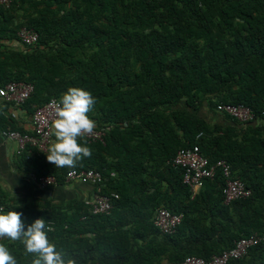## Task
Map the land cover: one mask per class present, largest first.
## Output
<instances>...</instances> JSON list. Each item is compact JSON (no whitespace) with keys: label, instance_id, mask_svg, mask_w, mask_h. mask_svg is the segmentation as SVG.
<instances>
[{"label":"trees","instance_id":"obj_1","mask_svg":"<svg viewBox=\"0 0 264 264\" xmlns=\"http://www.w3.org/2000/svg\"><path fill=\"white\" fill-rule=\"evenodd\" d=\"M22 27L38 33L36 43L21 42ZM14 81L34 85L19 106L31 117L69 87L96 99L88 115L103 140L83 137L92 156L73 169L101 172L93 189L119 195L108 213H92L78 197L14 199L0 186V206L22 213L25 230L44 219L50 238L75 264H182L192 255L208 260L241 238L264 233V0L0 4V86ZM221 103L248 106L255 118L242 124L219 111ZM9 105L0 107L1 130L30 132L7 112ZM194 146L210 164L225 160L250 195L226 203V177L217 168L192 197L173 158ZM18 157L36 179L68 182L71 169H57L35 147ZM160 207L183 215L174 232L155 225ZM2 242L17 264H31L19 241ZM227 264H264V241Z\"/></svg>","mask_w":264,"mask_h":264},{"label":"built area","instance_id":"obj_2","mask_svg":"<svg viewBox=\"0 0 264 264\" xmlns=\"http://www.w3.org/2000/svg\"><path fill=\"white\" fill-rule=\"evenodd\" d=\"M12 2L13 0H0V4L6 7H9ZM19 38L23 43L34 44L38 40V33L34 29L22 27L19 31ZM33 90L34 85L32 83L9 82L4 86H0V97L13 107H19L30 97ZM54 99L58 100L53 98L34 112L30 132L22 133L19 130L7 128L2 130V135L16 141L19 151H23L26 147H35L39 151L47 153L48 146L53 140L51 121L55 118V115L50 105ZM218 110L231 115L242 124H247L255 118L251 108L243 104L221 103L218 105ZM103 136L102 131L94 129L92 134L85 137L90 140H103ZM173 163L184 169L183 181L189 187L192 197L197 195L207 178L214 177L217 168H221L226 177V185L223 188L226 203L247 197L251 193L242 180L231 175V168L225 160L220 159L215 164H210L198 146L179 149L173 158ZM102 179L101 172L94 169H71L66 176L68 182L77 181L90 184L92 188L99 184ZM37 182L40 187L48 188L55 185V178L53 176H40ZM111 195L100 194L93 189L91 195L84 200L87 205L91 206L92 213H108L113 206L112 197H119L117 193ZM182 217L181 213H175L166 207H160L155 214L154 222L163 233H172L181 223ZM260 241H264V233L261 235L255 234L249 238H241L236 241L231 249L214 254L208 260L192 255L186 257L182 264H227L230 260L246 255L249 248Z\"/></svg>","mask_w":264,"mask_h":264},{"label":"clouds","instance_id":"obj_3","mask_svg":"<svg viewBox=\"0 0 264 264\" xmlns=\"http://www.w3.org/2000/svg\"><path fill=\"white\" fill-rule=\"evenodd\" d=\"M96 99L90 91L81 87H69L58 100L51 101L55 118L51 121L54 139L47 149V160L57 169H73L92 151L83 137L93 133L96 123L88 115ZM22 213L0 206V264H17L15 255L2 241H19L27 254L33 257L31 264H75L66 258L62 250L50 238L52 228L38 218L25 230Z\"/></svg>","mask_w":264,"mask_h":264},{"label":"crops","instance_id":"obj_4","mask_svg":"<svg viewBox=\"0 0 264 264\" xmlns=\"http://www.w3.org/2000/svg\"><path fill=\"white\" fill-rule=\"evenodd\" d=\"M16 46H22L19 41L12 42ZM5 101L0 97V107ZM11 116L18 119V123L25 129H32V117L27 115L19 107L9 105L8 111ZM14 114V115H13ZM0 128V186L14 199L53 198L55 201L69 198H88L92 193V186L81 182H67L65 185H53L51 188H42L32 173H26L20 164L16 141L2 135Z\"/></svg>","mask_w":264,"mask_h":264}]
</instances>
